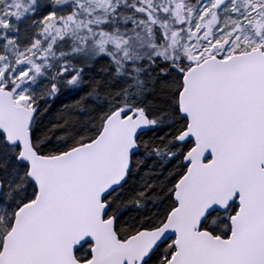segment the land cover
Listing matches in <instances>:
<instances>
[{"label":"snow or ice","instance_id":"1","mask_svg":"<svg viewBox=\"0 0 264 264\" xmlns=\"http://www.w3.org/2000/svg\"><path fill=\"white\" fill-rule=\"evenodd\" d=\"M117 10L0 0V264H264V0Z\"/></svg>","mask_w":264,"mask_h":264},{"label":"trees","instance_id":"2","mask_svg":"<svg viewBox=\"0 0 264 264\" xmlns=\"http://www.w3.org/2000/svg\"><path fill=\"white\" fill-rule=\"evenodd\" d=\"M160 1V0H159ZM198 0H185V3L188 7H190L192 4L194 5L195 2ZM133 2L134 0H112V5L116 6L118 9L116 12L111 13L106 16V19L109 22V27L116 30H127L131 29V27L135 28L138 30V34L141 33L140 31V26L141 24L139 23L140 18L136 16V14L133 11ZM159 3V2H158ZM157 3V4H158ZM99 15H101L102 18H105V13L100 12ZM127 17H130L131 19H126ZM126 22V23H125ZM125 24V26H124ZM152 27V31L150 32L147 40V49H145V54H142L138 52L139 55L141 56H148L153 52L151 45L155 44L157 45L160 50L164 51L166 56H172V55H179L180 54V49L176 48H169L167 44L163 43L160 41L159 38V32L156 30L154 26L149 25ZM116 27V28H115ZM120 32V31H119ZM130 84H134V81H128ZM116 86H120V82L117 83ZM135 88L133 87L131 89L132 92H135Z\"/></svg>","mask_w":264,"mask_h":264},{"label":"rangeland","instance_id":"3","mask_svg":"<svg viewBox=\"0 0 264 264\" xmlns=\"http://www.w3.org/2000/svg\"><path fill=\"white\" fill-rule=\"evenodd\" d=\"M41 2L42 3L43 2H47V0H41ZM155 2L158 3L160 1L159 0H155ZM197 2H195L194 5L192 4L190 7H192L194 9L196 7V5H197ZM242 2H243V0H242ZM111 3H112V0H111ZM124 26H125V24H124ZM116 30H118L120 32H125V31L132 32V31L135 30V31L138 32V30H136L133 27H131V29H127V30H119V29H116ZM140 31H141V33L139 35L142 37V40H140L135 47H136L137 52H140L142 54H145V49H147V45L146 44L148 43L146 39L148 38L150 32L147 30V28L144 25H141L140 26ZM14 55H15V49H13L12 51H10L8 53V56L10 58L13 57Z\"/></svg>","mask_w":264,"mask_h":264}]
</instances>
